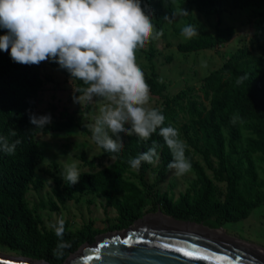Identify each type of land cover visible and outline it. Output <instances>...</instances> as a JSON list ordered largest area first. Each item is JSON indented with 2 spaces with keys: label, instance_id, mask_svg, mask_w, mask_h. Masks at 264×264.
I'll return each instance as SVG.
<instances>
[{
  "label": "trees",
  "instance_id": "16d2710c",
  "mask_svg": "<svg viewBox=\"0 0 264 264\" xmlns=\"http://www.w3.org/2000/svg\"><path fill=\"white\" fill-rule=\"evenodd\" d=\"M194 4L197 10L208 15H218L224 10H235L249 7H264V0H186ZM145 11H159L162 0H141ZM219 23L221 20L219 19ZM181 34V30L177 31ZM6 30L0 28V36ZM234 36L232 28L217 27L214 34L199 33L185 45L179 46L180 51L196 52L202 46H222ZM52 65L58 63L50 60ZM41 66L23 65L12 60L10 49L8 52L0 50V137L11 145L19 140L14 153L8 154L0 149V245L13 248L22 252L24 256L43 259L51 264H59L63 256L78 250L89 240L88 228L77 232L67 230L65 227L63 239L70 245L63 249L59 256L53 255L58 237L55 231L44 232L41 229V220L29 208L26 194L30 188H42L41 181L35 177L37 167L41 162V154L35 142V137L40 134L64 131L77 126L78 129L92 138V133L87 125L80 121L76 112L61 113L52 123L43 128H35L30 123V115L37 113V97L42 87ZM67 77L76 83L77 93L87 87L82 81L72 78L67 70ZM247 77L242 83H237L238 78ZM153 95L163 96L166 86L159 82L158 75L153 72L151 77L144 76ZM201 91L204 100L211 103L210 109L201 108L193 100L187 99L188 90H183L174 98H165L158 109L164 116L162 127L175 128L173 119L178 110L188 108V111L197 117V134L202 135L204 146L208 155H212L220 163H228L229 176L223 178L228 184L227 198L224 203L211 201L209 197L210 186L205 172L201 166L187 159L192 168L197 172L199 179L204 183V190L199 197L189 202L186 199L182 208L173 212V217L181 221L203 223L205 226L220 229L224 222L240 221L258 206L264 204V194L256 189L242 187V174L233 166L232 156L237 153L236 143L239 141L240 126H245L252 131L255 138L249 140V151L261 153L264 163V60L252 55L251 52L239 49L230 57L225 65L209 76L202 83ZM233 116L238 117L235 123ZM224 130L229 131V151L225 152L226 137ZM15 131L16 135L11 133ZM155 142L158 145L157 153L162 155L163 175L172 160V154L159 135V129L148 140H142L135 134L129 137L121 153H109L104 150V157L115 156L116 163L109 168L95 174H80V180L75 185H66L59 192L61 203L72 200L75 194L84 192L102 193L108 205L118 209L126 225L133 216H136L134 202L137 198L138 187L124 178L129 170L138 173V179L145 188L147 173L152 164L141 162L138 169H133L130 158H135L147 151ZM190 145L197 149L198 145L192 140ZM247 175L253 186H257V174L252 166ZM264 187V184H261ZM123 196V198H122ZM127 196V197H126ZM154 210L161 209L163 201L156 197ZM55 210L58 208H54ZM126 218V219H125Z\"/></svg>",
  "mask_w": 264,
  "mask_h": 264
},
{
  "label": "rangeland",
  "instance_id": "374dc122",
  "mask_svg": "<svg viewBox=\"0 0 264 264\" xmlns=\"http://www.w3.org/2000/svg\"><path fill=\"white\" fill-rule=\"evenodd\" d=\"M183 8L188 15L174 16L178 9ZM165 17L168 19L166 20ZM151 19L155 30L162 32V35L159 39L150 40L143 48L136 50V63L144 76L151 77L155 72L159 82L166 86V91L163 96L153 95L150 92L149 102L145 105L149 109L161 107L165 98H174L183 90H188L187 99L193 100L201 108L210 109L211 103L204 100L201 91L203 80L207 76L220 70L239 49L247 50L253 56L264 60V7L224 10L218 15H208L199 12L194 4L186 0H162V7L151 14ZM185 24L195 26L199 33L208 34H214L219 26L229 27L234 30V36L222 46H202L198 51L188 53L180 51L179 46L187 44L194 37L186 39L177 33ZM64 70L60 66L52 65L50 60L42 62V87L38 92L36 111L40 115H50V123L61 113L76 112L77 118L84 122L92 133V128L100 114L99 109L106 101L101 97L93 96L91 99L82 98L80 103L77 102L75 97L79 94L76 83L65 75ZM81 96L83 97V94ZM172 122L179 132V139L185 144V156L189 154L191 161L201 166L205 172L210 186L211 201L224 203L228 184L223 178L229 176L225 171L228 163L222 164L215 157L207 154L208 149L203 144L202 135L196 133L197 117L190 113L186 106L177 111ZM223 132L226 137L225 152H228L229 131ZM239 134L240 138L236 143L237 153L232 156V164L242 174L243 188H256L264 194V187H261V184H264L262 155L249 151V140L254 139L255 136L243 125L240 126ZM109 135H112L110 131ZM120 137L123 146L115 153L123 151L130 136L121 133ZM191 140L198 145L197 149L190 145ZM35 142L41 154V162L35 177L41 181L42 188H30L27 191L26 200L29 208L40 218V227L44 232L55 231L52 225L61 217L65 221L64 227L69 231L77 232L88 228L89 240L86 243L89 244L95 243L98 235L135 227L137 220H142L147 215L158 214V210H154L156 197L163 201L160 215L174 218L173 212L182 208L184 200L193 201L202 194L205 187L192 167L190 172L182 176L175 175L173 169L161 175L160 153L159 159L153 163L147 173L146 182L151 186L150 188L141 185L135 170H129L124 174L125 180L138 187L137 198L132 200L136 216L124 225L121 212L109 206L102 193L75 194L74 199L65 203H61L59 199V192L67 185L61 177L66 164L75 162L80 174H95L112 167L117 160L115 156L104 157V149L98 146L90 135L82 133L77 126L60 132L40 133L35 137ZM250 166L257 174L256 187L247 175ZM55 207L58 209L55 210ZM195 224L205 226L203 223ZM219 230L234 239L264 249V204L256 207L243 220L224 222ZM81 247L63 256L59 264H66L70 256L77 253ZM0 254L28 258L35 262L45 261L24 256L22 252L2 245H0Z\"/></svg>",
  "mask_w": 264,
  "mask_h": 264
},
{
  "label": "clouds",
  "instance_id": "9594fccd",
  "mask_svg": "<svg viewBox=\"0 0 264 264\" xmlns=\"http://www.w3.org/2000/svg\"><path fill=\"white\" fill-rule=\"evenodd\" d=\"M175 15L186 16L188 12L178 9ZM0 28L7 33L0 36V50L10 49L13 61L39 65L52 60L87 86L79 90L83 97H75L77 102L93 96L106 101L92 128V139L98 146L109 153L119 152L123 146L121 133L148 140L159 129L172 154L168 168L175 170L177 176L191 171L178 130L162 127L165 116L158 109L145 107L150 88L135 53L150 40L159 39L162 32L155 30L151 10L146 12L141 0H0ZM197 34V28L191 24L181 29L186 39ZM246 78H238L237 83ZM237 119L233 116L232 122ZM50 122V115H30L35 128ZM11 134L16 135L15 131ZM19 143L16 140L10 145L0 137V149L8 154L14 153ZM157 148L154 142L147 151L130 158V166L138 169L141 162L154 163L159 159ZM61 177L67 185L77 184V164H66ZM64 225L62 217L52 225L58 237L53 249L56 256L70 246L63 239Z\"/></svg>",
  "mask_w": 264,
  "mask_h": 264
},
{
  "label": "water",
  "instance_id": "95a60500",
  "mask_svg": "<svg viewBox=\"0 0 264 264\" xmlns=\"http://www.w3.org/2000/svg\"><path fill=\"white\" fill-rule=\"evenodd\" d=\"M162 214L147 215L135 227L98 235L70 256L66 264H216L215 260H191L175 251L177 247L210 257L227 255L231 264H264V249L239 241L218 230L182 222ZM103 244V247L100 245ZM170 245L165 248L163 245ZM99 257L85 262L83 257ZM0 264H49L28 258L0 254ZM229 264V261L223 262Z\"/></svg>",
  "mask_w": 264,
  "mask_h": 264
},
{
  "label": "snow or ice",
  "instance_id": "6c2138e0",
  "mask_svg": "<svg viewBox=\"0 0 264 264\" xmlns=\"http://www.w3.org/2000/svg\"><path fill=\"white\" fill-rule=\"evenodd\" d=\"M103 246H104L103 244L100 245V247H103ZM163 247L168 248L170 247V245L165 244L163 245ZM175 251H177L178 253H181L183 256L191 260H203V261L215 260L216 264H223V262L229 261V264H231L229 257L227 255H216V256L210 257L198 251L188 250L186 247H177L175 248ZM93 259H99V257L94 258L93 256H90V255H85L83 257V260L85 262L91 261Z\"/></svg>",
  "mask_w": 264,
  "mask_h": 264
},
{
  "label": "bare ground",
  "instance_id": "6f19581e",
  "mask_svg": "<svg viewBox=\"0 0 264 264\" xmlns=\"http://www.w3.org/2000/svg\"><path fill=\"white\" fill-rule=\"evenodd\" d=\"M195 224V223H194ZM222 230H219V232H221ZM222 233V232H221Z\"/></svg>",
  "mask_w": 264,
  "mask_h": 264
}]
</instances>
